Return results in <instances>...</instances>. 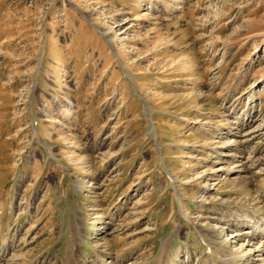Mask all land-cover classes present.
<instances>
[{
	"label": "rangeland",
	"instance_id": "1",
	"mask_svg": "<svg viewBox=\"0 0 264 264\" xmlns=\"http://www.w3.org/2000/svg\"><path fill=\"white\" fill-rule=\"evenodd\" d=\"M263 221L264 0H0V264H264Z\"/></svg>",
	"mask_w": 264,
	"mask_h": 264
},
{
	"label": "bare ground",
	"instance_id": "2",
	"mask_svg": "<svg viewBox=\"0 0 264 264\" xmlns=\"http://www.w3.org/2000/svg\"><path fill=\"white\" fill-rule=\"evenodd\" d=\"M250 213H251V215H248V213H247V215L245 214V216H247L246 218L244 217H242V219H241V221H242V224L241 225H245V224H247V225H249V223H250V221H251V217L253 218V216H258L259 215V213H257L256 211H254V210H250L249 211ZM251 216V217H250ZM255 218V217H254ZM258 218V217H257ZM257 218H255V219H257ZM259 218H261V217H259ZM255 219H253V222H255V223H258V220H256L255 221ZM261 223V222H260ZM261 224H263L264 225V221H263V223H261ZM254 226V225H253ZM251 234L252 235H257V236H260V237H263L264 238V228L263 227H259V226H257L256 228H254L253 230H252V232H251Z\"/></svg>",
	"mask_w": 264,
	"mask_h": 264
}]
</instances>
